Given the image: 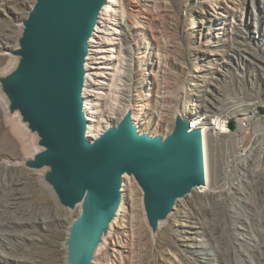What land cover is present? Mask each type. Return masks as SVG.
<instances>
[{"label": "rangeland", "instance_id": "1", "mask_svg": "<svg viewBox=\"0 0 264 264\" xmlns=\"http://www.w3.org/2000/svg\"><path fill=\"white\" fill-rule=\"evenodd\" d=\"M34 1L0 0V73L15 63L11 50ZM125 1L117 16L102 19L121 33L92 42L84 85L85 101L93 103L89 123L102 131L127 108L126 94H136L132 102L141 110L139 104L152 107L163 89L165 117L192 110L193 102L199 114L232 103L240 109L228 126L234 120L244 128L239 147L207 156L219 191L178 199L154 234L142 191L125 175L122 209L93 264H264V0H138V14ZM236 39L249 58L235 53ZM124 61L132 65L129 79ZM146 115L137 119L138 130L156 132ZM37 150L36 135L18 114L7 113L0 95V264H65L63 241L80 209L60 206L41 171L21 166ZM230 181L242 198L227 193ZM233 224H243L244 235Z\"/></svg>", "mask_w": 264, "mask_h": 264}, {"label": "water", "instance_id": "2", "mask_svg": "<svg viewBox=\"0 0 264 264\" xmlns=\"http://www.w3.org/2000/svg\"><path fill=\"white\" fill-rule=\"evenodd\" d=\"M106 1L35 0L11 50L15 63L0 73L7 113L36 135L38 150L23 166L41 171L60 206L80 209L63 241L65 264H93L119 210L123 174L140 187L153 234L178 199L205 184L202 129L190 128L181 111L164 136L140 132L131 106L97 137L86 136L88 40Z\"/></svg>", "mask_w": 264, "mask_h": 264}, {"label": "bare ground", "instance_id": "3", "mask_svg": "<svg viewBox=\"0 0 264 264\" xmlns=\"http://www.w3.org/2000/svg\"><path fill=\"white\" fill-rule=\"evenodd\" d=\"M122 1V0H121ZM120 0H107L105 5L103 6L100 15L102 13V18L100 20H98V24L95 27V31L93 32L92 36L89 38L88 40V45H89V52L88 55L86 57V62H85V68H86V74H85V84L87 82V79H90L91 75L88 72V68L87 66V59L90 56V54L92 53V42H100L102 41V38H116L117 35H119L121 33V29L119 30L118 27H113L111 28L110 26H107V24L105 23V21H109L108 17L103 19V16L107 15V16H112L115 17L117 16L118 12H117V5L119 4ZM122 4V3H121ZM127 6L131 11H133L135 14L140 13L141 8H140V2H138V0H126L123 4V6ZM121 7L120 9V14L124 16V7ZM215 6V5H214ZM142 12V11H141ZM100 15H99V19H100ZM143 17V16H141ZM145 18V17H144ZM118 21V20H117ZM119 21H124L123 18H119ZM128 21V20H125ZM143 21V20H141ZM123 26L128 28V24L127 23H122ZM92 38L91 42L90 39ZM108 39V38H107ZM98 40V41H97ZM235 44L232 45L233 50L235 51L236 54H238V56L241 57H248L249 58V54L250 51H248L247 48H243L241 47L240 44H238L237 39L234 42ZM128 51H130V47H128ZM125 60V59H124ZM130 60V59H127ZM125 62V61H124ZM125 65H127V69H128V79L131 78V71H132V65L130 63V61H126ZM89 66V65H88ZM82 97L84 99V105H83V110L86 114V119H87V128H86V136L88 138H95L100 134V129L94 127V125L92 123H89V120L92 119V114L94 113L93 111V103H88L87 101H85V96H84V88L82 90ZM134 104L132 101L128 102V107H132ZM196 103H192V104H188V105H195ZM4 105L6 107V102L4 101ZM140 106H138L139 109L143 110L146 109L147 106L145 103H141L139 104ZM197 105V104H196ZM136 108V107H135ZM238 109H240L237 105L234 104H227L225 107L220 108V109H216L213 112H209V111H205L203 110V120L202 122L204 123L203 127H202V147H203V158H204V170H205V184L195 187L193 188V190L191 191V194L194 193V196L196 199H203L205 197H208L212 194H214L215 192L219 191L215 189V185L212 183L211 181V177H210V173H209V169H208V165H207V156L209 154H214V153H220V152H227V150L229 148H231L233 145L235 147H239L240 144L242 143V139L240 138V133L241 130L244 128V124L243 122H239L238 125L236 126V128L234 129H230L228 126V120L231 118V115H234L238 112ZM177 111H181L184 112V110H177ZM176 111V112H177ZM175 112V113H176ZM186 112H184L183 114H185ZM188 113H186L185 116H187ZM175 116V115H174ZM188 117V116H187ZM89 119V120H88ZM19 163L21 164V166H23L22 162L19 161ZM7 164L9 165V162H7ZM126 174H123V183H122V188H121V204L119 207V210L117 212L116 217L114 218V220L112 221V223L114 221H116V219L118 218V215L120 213V210L122 209L123 203H124V191H123V186H124V176ZM226 191L227 193H235L238 194L241 198H242V192L240 190V186L238 185L237 182L234 181H230L227 183L226 186ZM222 191V190H221ZM111 223V225H112ZM110 225V227H111ZM232 227L235 228V230L237 231V233L240 235H244L245 232V227L243 224H233ZM118 246V243L115 242L113 249L115 250V248ZM1 254V251H0Z\"/></svg>", "mask_w": 264, "mask_h": 264}, {"label": "built area", "instance_id": "4", "mask_svg": "<svg viewBox=\"0 0 264 264\" xmlns=\"http://www.w3.org/2000/svg\"><path fill=\"white\" fill-rule=\"evenodd\" d=\"M147 82H150V80L149 79L146 80L145 83H147ZM160 93L162 95L157 96L158 99L155 100L156 103L152 107L151 106L149 107V106L146 105L147 106L146 109L138 110V109L135 108L136 107V103L132 104L133 105L132 106V108H133L132 119L137 124V119L141 115H143L144 117H146L147 116L146 113L149 114V119H151V123H153L154 129L156 128L157 131L156 132H151L150 131L148 133L149 134H152V135L153 134L160 133V134H162L164 136L165 134H167L168 132H170V130L173 127L174 115H172V116H167L166 115V117H165V114L162 112L165 109V107H164L165 105L163 103L164 97H165L163 95L164 90L161 89ZM134 95L136 96V94H133V96L131 97L130 94H126V100L127 101H130V102L133 101L132 98H134ZM191 107H192L191 108L192 110L184 111V112L189 113V114H187V116L190 118V128L201 127V129H202V127L204 125V123L202 122V120H203V118H202L203 113L202 114H199L198 113L199 111H197L198 109H196L194 105H191ZM125 110L115 118L114 124L121 118V116L123 115V113L125 112ZM143 111L145 112V114H144ZM137 112H138V114L136 115ZM184 115H186V113ZM153 116H155L154 119L152 118ZM161 125H164V127H162ZM137 127H138V125H137Z\"/></svg>", "mask_w": 264, "mask_h": 264}]
</instances>
